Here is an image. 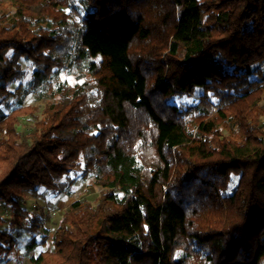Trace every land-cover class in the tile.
<instances>
[{
  "label": "trees",
  "instance_id": "trees-1",
  "mask_svg": "<svg viewBox=\"0 0 264 264\" xmlns=\"http://www.w3.org/2000/svg\"><path fill=\"white\" fill-rule=\"evenodd\" d=\"M11 7L0 13V206L16 213H0V255L264 264V0ZM34 94L47 96L40 117L18 108ZM20 115L30 130L17 131ZM77 177L98 197L73 202L54 233L22 209L25 193L65 196Z\"/></svg>",
  "mask_w": 264,
  "mask_h": 264
},
{
  "label": "rangeland",
  "instance_id": "rangeland-1",
  "mask_svg": "<svg viewBox=\"0 0 264 264\" xmlns=\"http://www.w3.org/2000/svg\"><path fill=\"white\" fill-rule=\"evenodd\" d=\"M11 5L12 0H0V13H11ZM22 65L25 67L24 62H22ZM59 78L66 81L68 84L78 82L76 75L67 76L61 73ZM46 101L47 96L45 94L29 95L18 108H35V115L40 117ZM34 122L35 120L33 117L20 115L17 131L24 132L30 130ZM99 190V187L95 184L92 177L87 180H82L80 177H77L73 190L70 194L65 196L55 197L44 190H39L36 194L31 192L25 193L22 209L26 210L30 217L41 219L43 226L52 234L56 230L62 215L73 202L77 200H86L94 205ZM0 213L3 214L4 218L9 219L16 211L12 209H7L6 211L0 206ZM19 213L20 211H18V214ZM21 221H24V219L22 218ZM1 229L7 232L9 231V226L4 225ZM22 237L28 238V236ZM45 249V247H37L34 251V255L38 256L40 253L44 252ZM0 264H31V262L29 255L26 254L21 247H17L9 255H0Z\"/></svg>",
  "mask_w": 264,
  "mask_h": 264
}]
</instances>
